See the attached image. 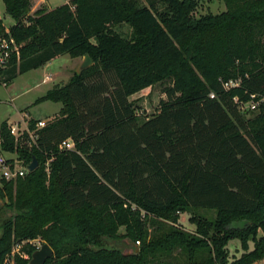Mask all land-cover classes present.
<instances>
[{
	"label": "trees",
	"instance_id": "trees-1",
	"mask_svg": "<svg viewBox=\"0 0 264 264\" xmlns=\"http://www.w3.org/2000/svg\"><path fill=\"white\" fill-rule=\"evenodd\" d=\"M1 2L19 47L8 82L64 54L93 65L38 99L62 106L39 148L2 124L4 149L39 167L0 187V264L38 239L54 251L46 264H227L236 239L235 264L264 260V103L249 119L236 103L264 95V0H224L199 19L192 0H71L34 15L33 0ZM164 81L160 113L141 122L130 98ZM69 138L76 150L60 151ZM192 210L216 213L192 220L196 235L175 226ZM27 246L15 264L29 263Z\"/></svg>",
	"mask_w": 264,
	"mask_h": 264
},
{
	"label": "rangeland",
	"instance_id": "rangeland-1",
	"mask_svg": "<svg viewBox=\"0 0 264 264\" xmlns=\"http://www.w3.org/2000/svg\"><path fill=\"white\" fill-rule=\"evenodd\" d=\"M66 1L69 0H33L31 15H34V12L38 9L44 8L50 10L49 4L51 6H58ZM142 1L144 2V0ZM192 1L196 5L194 11L191 13L193 19H199L208 14L220 15L227 11L224 0ZM0 18L2 19L6 30H9L15 24V21L6 13L5 5L2 2L0 3ZM113 30L127 40H131L134 35L133 29L127 24L114 26ZM82 62L83 57L72 58L69 54H64L39 69L18 75L13 81L9 82L7 86L1 87L0 132L2 124L5 122L10 126L11 124L20 123L22 121L28 123L31 119H42L48 123L54 121L59 115L61 104L51 101L37 103V101L55 86L63 87L66 85L71 77L79 72ZM171 86V81L157 83L130 98L141 122L160 113L162 103L167 100L166 90ZM240 111L247 119L253 117V115L257 113V111L250 109L248 103L242 104L240 106ZM0 206H3L2 201H0ZM6 215L11 216L12 213L7 212ZM177 215L178 222L175 226L195 235L197 232V225L192 221L193 219L216 218L215 212L206 210L178 212ZM120 233L124 234L125 229L121 228ZM32 241L34 242L33 245L27 244L28 246H25L28 248L30 246L36 249L37 242L44 245L39 239ZM16 242L19 243L18 241H15L12 250L14 249ZM249 245L250 251L253 250L254 244L250 243ZM226 251L227 264H235L245 254V251L242 249L241 241L238 239L232 240L228 244ZM22 252L27 256V259H29V254L24 250ZM17 256L19 255L16 254L15 261ZM252 264H264V260L255 261Z\"/></svg>",
	"mask_w": 264,
	"mask_h": 264
},
{
	"label": "built area",
	"instance_id": "built-area-1",
	"mask_svg": "<svg viewBox=\"0 0 264 264\" xmlns=\"http://www.w3.org/2000/svg\"><path fill=\"white\" fill-rule=\"evenodd\" d=\"M8 37L0 38V88L9 84L7 80V71L11 67V60L16 55H19V47L15 40L10 37L9 30H7ZM238 81H229L224 83L226 89L238 86ZM211 98L215 95L211 94ZM236 103L239 107L242 104L238 100ZM249 104L251 110L256 111L259 106L264 103V95H251L250 100L246 102ZM48 125V122L39 120L36 122L35 127L32 129L30 123L22 121L20 123L11 124L8 126L10 135L14 138L15 144L20 146H26L28 149L39 148L40 131ZM5 139L0 132V187L4 183L16 182L18 179L25 177L30 171V164H26L24 160L20 159L17 152L9 153L4 149ZM60 151H75L76 142L69 138L63 141L59 145ZM52 160H47L45 163L46 172L50 173V164ZM36 249H41L43 246L40 242H37ZM33 245V241H24L15 244L14 249L6 256L4 264H15V256L18 254L23 259H27V256L22 252L25 245ZM140 245V242H137Z\"/></svg>",
	"mask_w": 264,
	"mask_h": 264
},
{
	"label": "water",
	"instance_id": "water-1",
	"mask_svg": "<svg viewBox=\"0 0 264 264\" xmlns=\"http://www.w3.org/2000/svg\"><path fill=\"white\" fill-rule=\"evenodd\" d=\"M93 65V61L90 58L89 55L84 56L82 65L79 69V74H81L84 70H87ZM39 167V162L36 158L33 159L32 163L29 166L30 171H35ZM54 251L53 249L48 245L44 244L41 249L36 250L31 260L28 264H46L47 260H49L51 257H53Z\"/></svg>",
	"mask_w": 264,
	"mask_h": 264
},
{
	"label": "crops",
	"instance_id": "crops-1",
	"mask_svg": "<svg viewBox=\"0 0 264 264\" xmlns=\"http://www.w3.org/2000/svg\"><path fill=\"white\" fill-rule=\"evenodd\" d=\"M70 2V0L69 1H66V2H64L63 4H60V5H58V6H51L50 4H49V7H50V10H53V9H55V8H57V7H59V6H62V5H65V4H68ZM59 57V56H58ZM58 57H56V58H58ZM55 58V59H56ZM55 59H53L52 61H54ZM51 61V62H52ZM50 62V63H51ZM69 82V81H68ZM131 100V99H130ZM62 107V106H61ZM61 110V109H60ZM31 120H33L34 122H35V124H36V122L37 121H39V120H34V119H31ZM31 120L28 122V123H30L31 122ZM42 120V119H41ZM43 121H45V120H43Z\"/></svg>",
	"mask_w": 264,
	"mask_h": 264
}]
</instances>
